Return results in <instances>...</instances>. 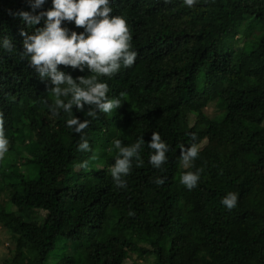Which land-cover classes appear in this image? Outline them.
Returning <instances> with one entry per match:
<instances>
[{
  "label": "trees",
  "instance_id": "1",
  "mask_svg": "<svg viewBox=\"0 0 264 264\" xmlns=\"http://www.w3.org/2000/svg\"><path fill=\"white\" fill-rule=\"evenodd\" d=\"M112 9L126 19L137 57L98 77L121 85L110 123L85 109L52 111L54 86L20 54L21 30L32 29L16 13L31 11L28 0H0V36L14 45L0 49V130L20 139L10 141L15 161L0 158V183L15 179L0 189L8 196L0 223L17 240V254L0 264H81L78 252L91 264H127L133 254L152 264H264V0H197L191 8L115 0ZM59 67L74 78L91 75ZM219 101L221 112L210 117L205 108ZM74 116L90 120L82 133L66 124ZM152 132L169 146L160 169L148 159ZM141 136L143 164L133 158L127 186L117 187L113 141ZM82 139L90 150H78ZM193 143L199 154L185 167L181 149ZM197 169L200 181L189 190L180 176ZM228 192L238 194L231 210L221 203ZM40 211L44 223L31 222Z\"/></svg>",
  "mask_w": 264,
  "mask_h": 264
},
{
  "label": "clouds",
  "instance_id": "2",
  "mask_svg": "<svg viewBox=\"0 0 264 264\" xmlns=\"http://www.w3.org/2000/svg\"><path fill=\"white\" fill-rule=\"evenodd\" d=\"M31 11L21 10L18 15L32 31L21 30L24 37L21 56L27 59L28 66L34 69L42 80L50 82L55 95L52 111L60 109L71 113L75 110L85 112L86 117L101 116L105 122H117L115 110L122 106L121 85L102 81L98 77H111L121 67H131L137 57L132 48L131 35L126 19L120 15H110L115 0H51V7L44 9L47 0H28ZM197 0H182V4L193 7ZM39 10V11H37ZM70 22L69 28L62 26ZM75 30H80L77 32ZM14 45L7 36H0V49L13 51ZM60 65L85 69L91 75L74 78L70 73L60 69ZM67 98V99H62ZM129 108V107H128ZM131 109V108H129ZM132 111V110H131ZM127 109L124 112H131ZM90 120H81L78 116L67 119L66 124L76 133H82ZM144 136L135 143L124 145L120 139L113 141L118 150L109 172L117 187H126V177L135 158L137 166L143 164L140 150L145 144ZM147 146L149 163L156 169L162 168L167 160L169 146L157 132H152ZM9 139L0 130V158L8 152ZM79 151L90 150L89 142L82 139L78 144ZM199 147L193 143L181 149V163L186 167L197 158ZM87 162L81 166L86 167ZM200 181V171H185L180 176V183L191 190ZM158 186L165 179L157 177L154 181ZM238 194L228 192L221 203L229 210L237 205Z\"/></svg>",
  "mask_w": 264,
  "mask_h": 264
},
{
  "label": "rangeland",
  "instance_id": "3",
  "mask_svg": "<svg viewBox=\"0 0 264 264\" xmlns=\"http://www.w3.org/2000/svg\"><path fill=\"white\" fill-rule=\"evenodd\" d=\"M239 38V37H238ZM221 102L219 101L218 103L213 102L209 104L205 108V112L210 116L213 117L219 112H221V109H219V104ZM7 138L9 139V149L8 152L4 155L3 160L5 159L6 155L8 154V157H10L12 160H16L17 153L16 150L11 148V144H18L20 143V139L18 134L13 133L12 131L9 132ZM11 141V144H10ZM13 150V151H12ZM7 164V163H6ZM15 179L10 177H6L1 183H0V189L2 191H5L7 185L8 188L12 186L10 182H14ZM14 187H17L14 185ZM8 200V196L5 193L0 194V204H6ZM40 215H34L30 219L31 222L34 223H39L42 225L45 220V212L40 211ZM17 254V240L12 237V234L10 231L7 230V228L4 227L2 223H0V263L5 262V261H10L14 258V255ZM132 259L127 263V264H152V262L149 260V258H141L138 254H133ZM76 261L81 263V264H91L90 259L85 256L82 252H78L76 254Z\"/></svg>",
  "mask_w": 264,
  "mask_h": 264
}]
</instances>
